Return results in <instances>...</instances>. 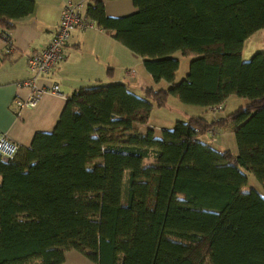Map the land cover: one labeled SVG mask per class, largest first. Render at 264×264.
Listing matches in <instances>:
<instances>
[{
	"label": "trees",
	"instance_id": "obj_1",
	"mask_svg": "<svg viewBox=\"0 0 264 264\" xmlns=\"http://www.w3.org/2000/svg\"><path fill=\"white\" fill-rule=\"evenodd\" d=\"M132 2L134 12L111 16L93 0L86 14L168 85L144 84L142 96L125 82L80 87L53 131L0 155V264H62L70 250L96 264H264V195L244 172L264 188V51L243 59L264 29V0ZM35 6L0 0L7 52L8 31ZM176 51L193 57L179 82ZM170 95L209 111L243 101L177 120L162 138L137 132ZM218 129L235 134L237 154L204 141Z\"/></svg>",
	"mask_w": 264,
	"mask_h": 264
},
{
	"label": "crops",
	"instance_id": "obj_2",
	"mask_svg": "<svg viewBox=\"0 0 264 264\" xmlns=\"http://www.w3.org/2000/svg\"><path fill=\"white\" fill-rule=\"evenodd\" d=\"M64 1L35 0L34 12L17 20L14 28L8 31L12 40L11 52H7L9 44L5 35L0 34V53H9V60L0 65V132L6 133L21 147L30 146L36 132L53 131L67 97L80 87L107 81L125 82L130 89L136 88L131 89L132 91L143 95L141 86L152 84L141 80L134 68L136 66H130L132 60L143 65L142 59L110 34L98 27L87 31L76 30L69 39L64 58L55 71L40 78L37 83L38 87L45 85L46 89L56 83L61 94L44 91L35 106L19 107L16 101L26 100L33 93L30 87L19 84L31 76L27 59L32 53L43 50L48 45L59 25ZM103 1L106 13L111 16H122L136 10L130 0ZM259 32L264 34V29ZM259 32L250 36L245 43L255 38ZM129 69H134L135 72L131 77H126L125 71ZM165 84L168 85L166 82ZM219 131L227 133L222 129H218ZM62 264L96 263L79 251L70 250L66 252Z\"/></svg>",
	"mask_w": 264,
	"mask_h": 264
},
{
	"label": "rangeland",
	"instance_id": "obj_3",
	"mask_svg": "<svg viewBox=\"0 0 264 264\" xmlns=\"http://www.w3.org/2000/svg\"><path fill=\"white\" fill-rule=\"evenodd\" d=\"M259 33L260 34H257L255 38L249 39L245 43L244 51H243V59L245 61L249 60L252 57V55L257 51L259 50L264 51V34L262 32ZM172 56L180 60V65L176 76V82H179L186 76L189 70L190 62L193 59V57L184 56L179 51H176ZM130 66H136L134 68L138 76L141 78V80H147L148 82H151L155 90H158L166 86L164 80L155 82L150 76V74L146 71V69L143 68V65H140L138 61L132 60ZM107 83L108 81L102 84H107ZM131 89L135 90L136 88L131 87ZM240 101H243V99L237 96H232L228 99L224 109L211 112L206 108L203 109L202 107L197 105L184 103L176 96L170 95L166 106L158 107L157 105H154L148 125L145 127L137 126L136 131L140 133H146L148 128H151L154 130V136L156 138H162L163 129H172L175 126L177 120H186L190 115L201 114V113H204V115H206L208 118H212L213 116H217V117L224 116L234 111L241 103ZM206 140L210 141L211 142L210 144L216 148H220V149L228 148L232 150L234 153L236 154L238 153L236 137L233 132H227L225 134L224 132L220 133L219 131L218 133H216V135H214V137L208 134L205 135L204 137V141ZM154 162L155 159L153 157H149L144 160V165L154 164ZM244 172L248 176V184L246 188H254L260 194L264 195L263 185L257 180L254 174L246 170H244Z\"/></svg>",
	"mask_w": 264,
	"mask_h": 264
},
{
	"label": "built area",
	"instance_id": "obj_4",
	"mask_svg": "<svg viewBox=\"0 0 264 264\" xmlns=\"http://www.w3.org/2000/svg\"><path fill=\"white\" fill-rule=\"evenodd\" d=\"M87 1L65 0L61 10L59 25L53 34L48 45L40 51L32 53L27 59V68L31 76L19 84L30 87L33 93L26 100L18 99L16 104L19 107H33L37 104L40 95L44 91L61 94L58 84H52L45 88V85L38 87V80L44 76L51 75L58 64L63 60L65 48L74 30H86L97 28L96 21L86 14ZM131 69L125 72L128 77L134 74ZM211 111L221 109V106L209 107ZM20 145L12 141L4 132H0V155L4 158H13L20 149Z\"/></svg>",
	"mask_w": 264,
	"mask_h": 264
}]
</instances>
